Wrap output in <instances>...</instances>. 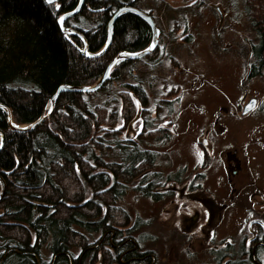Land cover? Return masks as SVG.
<instances>
[{"label":"trees","instance_id":"1","mask_svg":"<svg viewBox=\"0 0 264 264\" xmlns=\"http://www.w3.org/2000/svg\"><path fill=\"white\" fill-rule=\"evenodd\" d=\"M139 2L85 0L79 12L64 21L74 32L65 33L58 17L79 0H0V103L10 109L12 121H35L48 111L61 85L91 86L119 51L147 47L152 41L150 25L130 11L114 21L112 41L103 53L85 55L78 35L97 52L107 40L115 11L127 5L139 8ZM245 7L258 34V45L251 43L249 75L264 79V0H245ZM158 50L144 57L156 59ZM138 59L118 61L95 91L61 92L50 114L32 129H12L0 107V176L6 184L0 198V264H38L43 246L63 261L74 247L90 250L96 233H114V238L130 225L118 201L127 184L154 165V153L139 151L133 139H119V132L138 113L133 96L143 107L140 115L148 118L149 96L142 80L126 81ZM159 103V113L170 104L165 99ZM147 127L145 123L138 137L170 135ZM165 180L151 179L144 194L158 198L161 194L154 188ZM135 264H140L138 259Z\"/></svg>","mask_w":264,"mask_h":264},{"label":"rangeland","instance_id":"2","mask_svg":"<svg viewBox=\"0 0 264 264\" xmlns=\"http://www.w3.org/2000/svg\"><path fill=\"white\" fill-rule=\"evenodd\" d=\"M139 8L150 12L161 29L159 50L156 59H138L133 76L126 79L131 84L142 80L149 96L145 106L149 113L145 121L139 113L143 107L133 96L138 113L119 132V139H133L139 151L154 153V165L127 184L118 206L130 217L128 227L135 239H140L141 248L153 253L158 264H202L207 243L196 244L198 257L191 253L195 248L188 243L189 229L184 228L182 218L192 213L195 197L204 199L212 182L201 181V176L192 180L194 175L207 172L210 164L213 187L227 183L218 174L225 172L220 159L225 154L220 151L231 145L229 150L241 158L243 173L250 167L264 177V79L249 75L242 83L248 70L249 42L258 45V34L245 0H140ZM246 88L258 104L254 111L242 115ZM161 99L170 104L159 113ZM145 123L148 131L168 130L170 135L140 138ZM204 137L206 147L198 142ZM203 150H210L206 162ZM167 177L170 180L166 181ZM153 178L165 180L162 187L154 188L161 194L158 198L144 194V186ZM199 182L202 187L191 190L190 185ZM242 212L240 224L248 215ZM183 235L186 239L180 238ZM98 237L96 233L93 238ZM41 254L43 261L52 255L45 246Z\"/></svg>","mask_w":264,"mask_h":264},{"label":"flooded vegetation","instance_id":"3","mask_svg":"<svg viewBox=\"0 0 264 264\" xmlns=\"http://www.w3.org/2000/svg\"><path fill=\"white\" fill-rule=\"evenodd\" d=\"M253 97L255 96H249L248 88H246L241 99V111ZM256 103L258 104V100ZM198 142H202L206 147L208 140L204 137ZM230 146L220 151V153L224 151L225 154L224 157L220 155L225 172L224 174L218 173L221 180L224 178L227 183H216L213 187L214 181L210 177L212 165L210 164H208L207 172H197L192 179L196 180L201 176L203 177L201 181L206 179L207 183L212 182V186L207 187L208 192L204 193V199L195 197L196 205L192 213L182 218L184 228L189 229L188 243L195 248L191 252L195 256L200 254L196 249L197 246L203 242L207 243L202 249V251H208L206 261L202 264H264V177L258 172L257 174L252 172L250 167H247V172L243 173L241 158L234 151L229 150ZM214 150L212 149V153ZM203 156L204 161H207L211 156L210 150H203ZM201 187V182L197 185H190L191 190H198ZM228 189L232 190V194ZM257 196L260 198L257 199ZM235 204L242 207L236 208ZM243 210L248 215L240 224ZM120 233L114 238V233L111 236H107L108 233L99 234L101 237L93 239L95 243L91 245L90 250L74 247L70 253H67V259L63 261L57 260L58 254H54L52 250L50 260L41 259L38 264H91L92 257H94V264H135L137 259L140 264L159 263L153 253L141 248V241L135 239L132 229L123 228ZM184 235L180 238L186 239ZM197 243L199 245H196ZM135 250H139L140 253L135 254ZM76 251L78 253L75 255ZM106 252L109 256H106ZM192 264H200V262H192Z\"/></svg>","mask_w":264,"mask_h":264},{"label":"water","instance_id":"4","mask_svg":"<svg viewBox=\"0 0 264 264\" xmlns=\"http://www.w3.org/2000/svg\"><path fill=\"white\" fill-rule=\"evenodd\" d=\"M52 1H55V0H52ZM84 1L85 0H79L78 5L74 9L69 10V11L65 12L63 15H61V16H64L65 17L64 18V21L67 18H69V17L77 14L79 12V10L81 9L82 5L84 4ZM127 11L134 12L135 14H137L141 18L145 19L149 23L150 28L152 30V41L150 42V44L147 47H145L144 49L139 50V51H136V52L119 51L112 58V60L108 63V65H107V67H106L103 75L99 78V80L95 84H93L91 86H75V85H69V84H63V85H61L57 89L56 93L50 99V108H49V110L46 113H43L38 119H36L35 121H33L31 123H27V124H15L12 121V115H11L10 109L7 106H5L2 103H0V107H2L5 110L6 116H7V122H8V124L10 125V127L12 129H25V130H28V129H32V128L36 127L53 110V108L55 106L56 99L58 98V96H59V94L61 92H63V91H76V92H90V91H95V90L99 89L103 85V83L108 79L111 68L118 61L123 60V59H126V58H128V59L142 58V57L150 54L151 52H153L157 48V46L159 44V40H160L161 29L159 28L158 24L156 23L153 15L151 13H149V12H146L144 10H141L138 7L127 5V6L120 7L118 10L115 11V13L113 14V16L111 17V19L109 21V31H108L107 40H106L105 44L101 47V49H99L97 52H91L89 50V48H88L87 41L84 38L83 34L78 33V35H80L83 38V41H84V48H83V51L82 52L85 55H88V56H96V55H98L100 53H103L108 48V46L110 45V43L112 41L114 21L116 20V18L120 14H122L124 12H127ZM65 14H67V15H65ZM64 21L61 22V21L58 20L59 25H60L62 31L63 32H67V33L74 32L73 29L67 28V27L64 26ZM249 47H250V53H249V58H248V62H247V64H248V70L246 72V76L242 80V83L243 84H244L246 78L249 76L250 71H251V60H252V56H253V51H252V47H251V44L250 43H249ZM255 106H256V99L255 98H252L251 100H249L245 104V106H244V108L242 110V115L248 114ZM139 113H140V110H139ZM138 116H139V114H138ZM2 145H3V134L0 131V148L2 147ZM0 181H1V191H0V198H1L3 196V194H4V192H5L6 184H5L4 179L1 176H0Z\"/></svg>","mask_w":264,"mask_h":264},{"label":"snow or ice","instance_id":"5","mask_svg":"<svg viewBox=\"0 0 264 264\" xmlns=\"http://www.w3.org/2000/svg\"><path fill=\"white\" fill-rule=\"evenodd\" d=\"M45 3H49V4H51V3H52V0H45ZM56 7L59 8L60 5L57 4ZM65 15H67V14H65ZM64 18H65L64 16H59V17H58V20L62 22V21H64ZM82 51H83V49H82ZM97 54H98V53H97Z\"/></svg>","mask_w":264,"mask_h":264}]
</instances>
